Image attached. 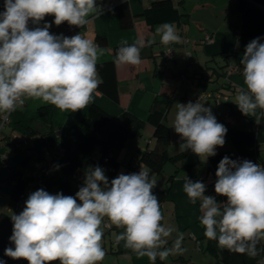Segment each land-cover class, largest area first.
<instances>
[{"label":"clouds","instance_id":"obj_1","mask_svg":"<svg viewBox=\"0 0 264 264\" xmlns=\"http://www.w3.org/2000/svg\"><path fill=\"white\" fill-rule=\"evenodd\" d=\"M0 11V113L7 114L27 99L75 113L88 107L102 80L97 64L105 49L78 33L53 34L50 29L67 22L82 27L89 17L100 14L97 0H3ZM53 16L51 23H43ZM160 42L178 43L175 26L157 27ZM149 44L152 41L148 42ZM144 41H119L116 62L138 65ZM243 86L235 104L245 116L264 117V42L250 41L240 59ZM172 128L180 137L179 151L191 150L204 163L226 143L227 128L210 108L189 101L176 103ZM259 115L257 114V110ZM57 170L59 165L55 166ZM214 191L226 197L206 195V184L186 178L183 192L192 205L199 202L200 225L207 240L231 252L255 258L264 249V167L250 160H233L225 155L216 169ZM157 181L150 171L119 174L109 181L99 165L89 167L75 195L51 194L38 189L29 194L19 214L10 216L12 246L4 255L28 264H100L105 258L102 245L105 218L110 226L123 229L114 233V242H123L150 264L157 258L182 252L183 235L167 247L175 229L164 220L159 198L153 189ZM0 264L5 262L0 259ZM264 264V260L261 261Z\"/></svg>","mask_w":264,"mask_h":264},{"label":"crops","instance_id":"obj_2","mask_svg":"<svg viewBox=\"0 0 264 264\" xmlns=\"http://www.w3.org/2000/svg\"><path fill=\"white\" fill-rule=\"evenodd\" d=\"M123 1L106 0L104 4L99 5L101 13L90 16L89 22L80 30H66L65 22L59 27L53 23L50 31L65 36L81 33L105 49V54L100 57L98 64L114 62V75L109 66L98 69L102 83L90 105L96 104L115 117L129 112L145 122L141 132L130 137L115 153L119 161L117 176L126 174L129 169L139 172L143 167L156 179V187L164 189L167 178L174 175L172 188L160 204L164 216L162 223L175 229L167 247L171 248L173 241L182 234L181 247L184 251L169 255L166 260L157 258L155 264H218L211 254L203 250L205 240L197 218V205H192L183 192L186 178L193 182L200 175L203 182L212 179L215 170H210L207 174L203 172V169L210 165L209 158L204 163L188 150L185 151L183 159L176 163L167 162L163 169L156 173L140 161V156L144 150H151L156 146L154 128L147 122L149 108L156 97L167 96L172 99L165 116L171 127L172 144L168 150L173 148L175 143L177 145L176 150L170 152L172 154L179 151L181 142L179 135L172 128L177 111L176 103L187 104L191 101L203 104L211 109L217 121L223 124L227 131L252 128L249 120L252 116L243 115L234 103L238 88L243 86L240 59L249 42V30L243 25L240 0H172L184 16L181 22L171 23L181 40L170 44L174 54L169 59L161 56V51L169 45L162 44L156 32L157 27L162 24L150 26L141 17L154 0H127L126 7L119 10V4ZM244 1L249 7L257 10V18L264 28V5L252 0ZM121 19L124 23L131 19L132 25L122 28ZM53 20L52 16H47L41 26ZM206 35L212 38L210 42H206ZM184 37L188 39L187 43L183 41ZM103 38L105 43H100ZM122 39H127L130 44L136 40L144 41L140 64L116 62L114 47L119 46ZM149 41L152 43L149 44ZM203 71L211 76L205 89L201 90L198 80ZM202 94L210 95L203 99L199 97ZM45 106L50 108L46 119L39 114V108ZM89 106L75 113L61 112L50 104L27 99L23 106L8 114V120L0 130V157L5 158L7 163V167H0L1 178L5 180L0 189V213L13 215L22 211L29 194L41 189L38 185L40 180L46 184L45 191L53 195L59 192L58 182L63 179V174L55 167V160L60 154L58 141L62 140L71 126L81 120ZM2 115L3 113H0V124ZM225 115H229V122L225 120ZM225 141L223 147L216 149V155L226 152L244 154L252 150L256 153L247 160L264 164V155L260 154L258 143L237 149L227 134ZM47 154L50 155L49 161L46 159ZM185 165L190 166L185 168ZM11 172L20 174L28 192L27 198L19 202L11 199L13 184L6 180ZM105 221H108L107 218L101 227L104 231L102 245L106 255L100 264H150L147 257H138L133 251L126 249L123 242L116 245L114 233L118 234L123 229L114 225L105 228ZM0 259L6 261L1 249Z\"/></svg>","mask_w":264,"mask_h":264},{"label":"trees","instance_id":"obj_3","mask_svg":"<svg viewBox=\"0 0 264 264\" xmlns=\"http://www.w3.org/2000/svg\"><path fill=\"white\" fill-rule=\"evenodd\" d=\"M106 0H97L98 5L104 4ZM257 4L264 5V0H252ZM3 0H0V11H2ZM126 7V1L119 4V10ZM240 9L243 12V25L249 30V42L260 37L261 42H264V28H262L258 18L257 10L249 7L244 0H240ZM183 14L173 4L172 0H154L151 1L148 8H146L141 17L145 22L154 26L156 24L181 22ZM54 19V17L52 16ZM122 28H127L132 25L131 19L124 23L120 21ZM248 42V43H249ZM100 43H105V39H101ZM119 46L114 47V58H116V50ZM109 66L114 75V62H107L97 64V68ZM207 69V68H206ZM210 74L207 75L205 71L199 75L198 83L201 90L205 89L210 81ZM114 98L115 95H113ZM172 102V99L167 96L156 97L151 104L148 111L147 122H149L154 130L153 136L155 138L156 146L151 150H144L141 153L140 161L144 163L152 171L159 173L167 162L176 163L183 159L185 152L177 151L170 153L168 147L172 144L171 127L165 120L167 110ZM50 108L48 106L39 108V114L46 119ZM259 109L257 114L259 115ZM252 128L249 130H233L227 131L229 140L235 148H241L264 141L262 131H264V117L260 119L259 124L256 123L255 117L249 118ZM145 122L129 112H123L119 117L112 116L96 104L89 106L87 112L76 124L71 126L62 140L59 143L60 154L55 160V164L59 165V170L63 174V179L58 182L59 192L64 195H75L79 187L83 183L85 172L89 167L99 165L105 171V175L109 181L117 177L119 168V161L115 153L119 151L125 142L132 136L139 134L144 127ZM55 140V137H53ZM57 142V140H55ZM94 150L97 151L96 158L93 157ZM256 151H249L248 153L238 154L236 152H226L209 157L210 165L203 169L206 174L210 170L217 169L219 161L225 156H229L233 160H244L254 155ZM190 165H185L188 168ZM264 167V164L261 165ZM174 175L167 178V185L164 189L155 187L153 192L159 198L160 204L167 198L171 190ZM201 175L196 181H202ZM13 184L11 199L14 202L24 200L28 196L25 188L24 180L20 178L18 172H11L6 179ZM0 168V189L2 182ZM216 176L206 184V195L216 196L214 191V184ZM47 184L49 181L46 182ZM220 202H224L226 197L216 196ZM198 216H200L199 202H197ZM21 211L16 212L19 214ZM10 214L5 212L0 213V249L4 251L5 248L12 246L9 237L12 234V221ZM199 222V219H198ZM203 231V240L205 245L203 250L211 254L218 264H261L264 260V251H261L255 258L249 257L246 254L231 252L218 246L216 241L207 240L204 236V228L200 225ZM258 248L264 249V243L258 245ZM58 263V262H57ZM5 264H28L26 260H13L6 256Z\"/></svg>","mask_w":264,"mask_h":264},{"label":"built area","instance_id":"obj_4","mask_svg":"<svg viewBox=\"0 0 264 264\" xmlns=\"http://www.w3.org/2000/svg\"><path fill=\"white\" fill-rule=\"evenodd\" d=\"M124 1H127V0H124ZM65 29H66V30H73V29L80 30L81 27L70 26V25H68V24L66 23ZM205 40H206V42H210V41L212 40V38H211L209 35H206V36H205ZM183 41H184L185 43H187V42H188V39H187L186 37H184V38H183ZM173 54H174V52H173V49H172V47H171L170 45L167 46L166 48H164V49L161 51V56H162L163 58H167V59H169V58L173 57ZM188 54H189V52H188ZM209 95H210V94H208V95H207V94H202V95H199V97L205 99V98L208 97ZM224 98L226 99V97H224ZM8 114H9V113H7V114H3V115L1 116L0 130H1L2 126L5 124V122L8 120ZM225 120H226L227 122L230 121V119H229V115H225ZM46 159H47L48 161L50 160V155H49V154L46 155ZM0 167H7L6 160H5V158H3V157H0ZM133 172H134V169H129V170L127 171L126 174H130V173H133ZM38 185H39V187H40L41 189H44V190L46 189V184H45L44 181L40 180ZM104 226H105V228H110V224H109V222H108V221H105Z\"/></svg>","mask_w":264,"mask_h":264},{"label":"rangeland","instance_id":"obj_5","mask_svg":"<svg viewBox=\"0 0 264 264\" xmlns=\"http://www.w3.org/2000/svg\"><path fill=\"white\" fill-rule=\"evenodd\" d=\"M176 148H177V145L175 143L173 148H169V152H174L176 150ZM258 149H259L260 154L264 155V141L259 142ZM96 156H97V151L94 150L93 157L96 158Z\"/></svg>","mask_w":264,"mask_h":264}]
</instances>
